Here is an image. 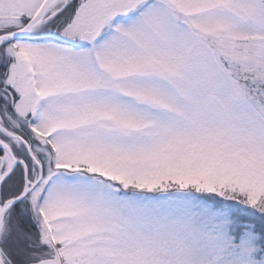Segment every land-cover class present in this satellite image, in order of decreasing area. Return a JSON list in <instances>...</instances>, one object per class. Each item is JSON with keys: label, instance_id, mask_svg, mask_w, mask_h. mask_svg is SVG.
Segmentation results:
<instances>
[{"label": "snow or ice", "instance_id": "6c2138e0", "mask_svg": "<svg viewBox=\"0 0 264 264\" xmlns=\"http://www.w3.org/2000/svg\"><path fill=\"white\" fill-rule=\"evenodd\" d=\"M0 264H264V0H0Z\"/></svg>", "mask_w": 264, "mask_h": 264}]
</instances>
